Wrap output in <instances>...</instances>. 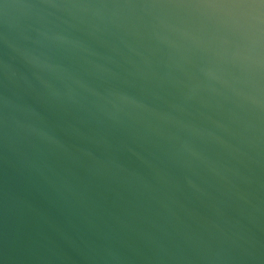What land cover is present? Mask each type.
Listing matches in <instances>:
<instances>
[{
    "label": "water",
    "instance_id": "95a60500",
    "mask_svg": "<svg viewBox=\"0 0 264 264\" xmlns=\"http://www.w3.org/2000/svg\"><path fill=\"white\" fill-rule=\"evenodd\" d=\"M0 264H264V0H0Z\"/></svg>",
    "mask_w": 264,
    "mask_h": 264
}]
</instances>
